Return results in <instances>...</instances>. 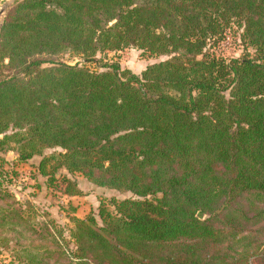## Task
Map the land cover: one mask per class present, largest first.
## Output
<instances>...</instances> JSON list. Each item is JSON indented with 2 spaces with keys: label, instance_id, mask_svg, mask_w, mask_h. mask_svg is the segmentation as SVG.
Listing matches in <instances>:
<instances>
[{
  "label": "trees",
  "instance_id": "1",
  "mask_svg": "<svg viewBox=\"0 0 264 264\" xmlns=\"http://www.w3.org/2000/svg\"><path fill=\"white\" fill-rule=\"evenodd\" d=\"M127 48L163 59L137 74L49 58ZM0 135L64 195L83 194L72 174L122 195L74 219L80 264H264V0L17 1ZM10 197L0 181V209Z\"/></svg>",
  "mask_w": 264,
  "mask_h": 264
},
{
  "label": "rangeland",
  "instance_id": "2",
  "mask_svg": "<svg viewBox=\"0 0 264 264\" xmlns=\"http://www.w3.org/2000/svg\"><path fill=\"white\" fill-rule=\"evenodd\" d=\"M9 1L11 0H0V10ZM13 6L14 4L0 16V28ZM218 50L226 57H237L242 54L243 49L239 40L233 36V39L222 43ZM49 58L64 60L71 64L80 62L95 70L103 69L104 64L118 62L122 67L137 74L149 64L163 59L143 54L137 48L109 51L99 54L93 61L72 57L69 54ZM7 146L0 150V181L11 197L8 204L1 203L3 209H0V264H80V260L74 256L75 240L71 236V230L75 227L74 219H86L93 213L97 214L102 202L113 196L122 195L113 190L97 187L79 174L72 175L77 178L83 194L64 195L60 192L61 184L48 183V178L39 173L40 156H35L30 161H20L16 149L13 148L15 146L13 144ZM50 153L52 150H47L45 155ZM61 173H57L58 177ZM14 199L30 204L36 219L46 225L54 237L44 231L27 207L19 206L13 202Z\"/></svg>",
  "mask_w": 264,
  "mask_h": 264
},
{
  "label": "water",
  "instance_id": "3",
  "mask_svg": "<svg viewBox=\"0 0 264 264\" xmlns=\"http://www.w3.org/2000/svg\"><path fill=\"white\" fill-rule=\"evenodd\" d=\"M17 1H19V0H11V1H9V3H7V4H5L3 7H2V9L0 10V16L2 15V14H4L13 4H15ZM2 26H3V24H2ZM2 26H1V28H2ZM1 28H0V32H1ZM198 216L200 217V218H203L204 217V215H203V213H199L198 214Z\"/></svg>",
  "mask_w": 264,
  "mask_h": 264
}]
</instances>
